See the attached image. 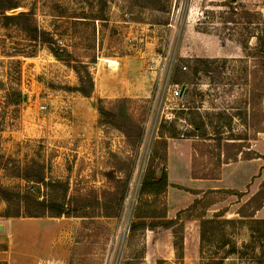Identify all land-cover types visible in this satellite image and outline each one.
<instances>
[{
    "label": "rangeland",
    "instance_id": "1",
    "mask_svg": "<svg viewBox=\"0 0 264 264\" xmlns=\"http://www.w3.org/2000/svg\"><path fill=\"white\" fill-rule=\"evenodd\" d=\"M16 1L15 12L31 11L58 45L86 64L93 90L89 97L68 90L78 84L75 70L46 47L30 45L18 27L3 26L0 14V82L4 83L0 155L14 163L11 167L0 164V186L21 193L32 186L31 192L42 197L59 196L57 188L32 185L16 176L15 166L36 162L47 181L60 174L59 167L70 166L69 160L73 164L75 155L77 168L87 172L97 170L94 164L111 161L126 174L122 173L124 183H117L115 192L100 188L104 210L115 217L138 147L125 136V142L117 140L112 124L98 123L97 104L108 108L118 98H128V111L140 131L147 114L164 118L145 173L155 172L160 164L166 167V140L184 150V156L190 149L193 175L215 178L221 177L222 167L225 170L220 182H212L220 187L210 189L207 182V187L197 189L192 204L190 197L195 194L173 183L169 213L168 181L157 193L141 190L126 244L114 237V218H89L96 214L92 189L73 198L66 193L64 200L86 214L84 219L48 214L7 217L16 204L0 200V223L5 224L0 231V264H216L218 260L264 264V206L252 219H241L237 213L263 181L260 172L248 177L257 163L243 157L252 152L264 157V52L257 49V34L264 39V0H235L233 14L228 0ZM14 50L18 53L8 55ZM27 51H33L32 55H26ZM169 69L172 80L188 84L182 98L170 97ZM8 78H16L26 95L18 105L7 106L3 101ZM173 114L174 118L165 119ZM190 122H203L205 133L193 129ZM99 126L102 131L89 132ZM72 129L89 133L83 136ZM237 148L244 153L233 160ZM173 152L178 155L179 150L172 148ZM237 160L243 164L235 165ZM258 162L264 164V158ZM173 173L184 184H192L178 175L183 174L181 166ZM196 201L200 202L193 208ZM216 211L223 213L215 217ZM200 214L215 220L206 226L202 242ZM225 219L233 223H219ZM140 220L148 226L133 229ZM152 222L156 223L153 228Z\"/></svg>",
    "mask_w": 264,
    "mask_h": 264
},
{
    "label": "trees",
    "instance_id": "2",
    "mask_svg": "<svg viewBox=\"0 0 264 264\" xmlns=\"http://www.w3.org/2000/svg\"><path fill=\"white\" fill-rule=\"evenodd\" d=\"M235 0H228V4L230 5L231 14L234 13V7L232 6V2ZM18 7V3L16 0H0V14L1 21L3 26L13 25L18 27L25 35L26 40L33 47L35 46H44L46 47L55 58L62 60L66 65L71 66L73 70L77 73L78 84L67 88L68 90H72L75 92H79L82 95L89 97L91 96L93 90V83L87 69L86 64L79 63L77 59H75L70 52L64 46H60L57 44L54 36L51 32L36 23V20L31 11H23L19 10L15 12ZM6 11H10V13H6ZM13 11V12H12ZM232 17V15H231ZM257 39L259 41L258 52H264V39L257 34ZM33 51L25 52L26 55H32ZM18 51L14 50L13 54L15 55ZM10 63L16 62V60L10 59ZM15 79V80H14ZM11 79L8 78V87L4 90L3 101L7 106L10 105H18L19 103L26 100V95L22 92L21 88L16 81V78ZM175 80L178 78L175 77ZM178 81V80H177ZM176 81V82H177ZM184 81H180L182 83ZM3 82H0V89H3ZM128 98H118L114 100L110 107H104L100 104H97V110L99 113L98 123L99 124H112L115 128L120 130L127 141L136 143L139 138L140 128L136 120L130 115L128 111ZM193 126V129H200L203 134L205 133V127L203 122H190ZM228 143V142H225ZM228 146L229 144H225ZM242 152L241 148H237L233 154L231 155L233 160L237 159V155ZM226 155V153H225ZM246 156V155H245ZM261 156L256 152H252L246 157L243 158H252ZM263 157V156H262ZM226 161V160H225ZM224 162V161H223ZM10 160L3 159L2 155H0V164H3L5 167H8L12 164ZM10 164V165H9ZM11 167V166H10ZM16 171L14 174L18 177L25 179L27 182L33 183L32 185H45L51 186V189H54L58 195L55 194H47L46 197H42L37 193L31 192V187L28 186L22 193L21 192H13L2 186H0V200H3L7 203H15L16 207L13 213L6 212L5 216H19L21 214L27 216L40 217L48 214L51 217H60L62 215L65 216H81L82 213L78 211V209L74 208V206H70L69 202H65L66 192L68 189V182L61 181L58 179L45 180L43 175L41 166L36 163H30L25 166L19 167L15 166ZM30 170H33V173H30ZM167 185L166 172L163 171L161 177L159 179L156 178L154 170H149L144 178L142 191H149L157 193L163 190ZM189 191H193L192 189H188ZM232 193H240L238 191L230 190ZM42 197V198H41ZM201 201V200H200ZM200 201H196L193 205L195 208L196 204ZM264 206V180L260 183L259 188L255 193H253L248 199L240 205L237 209V213L239 216L247 219H252L255 211ZM221 211H216L213 215L218 217L222 214ZM200 218V239L201 242L206 238V228L207 225L212 224L215 220L211 218H202L203 215H198ZM252 221V220H251ZM255 223H260L258 220H253ZM264 222V221H263ZM163 225H167L170 222H160ZM220 224H229L233 223V220H221ZM156 224V223H155ZM154 222L150 223L151 228L155 225ZM148 226L144 220H140V222H135L133 225V229L135 227H145ZM202 246V244H201ZM216 264H221V260H218Z\"/></svg>",
    "mask_w": 264,
    "mask_h": 264
},
{
    "label": "crops",
    "instance_id": "3",
    "mask_svg": "<svg viewBox=\"0 0 264 264\" xmlns=\"http://www.w3.org/2000/svg\"><path fill=\"white\" fill-rule=\"evenodd\" d=\"M148 88H149V86H148ZM111 91L112 90H110V93H111ZM148 91H149V89H148ZM83 129L86 130V128H84V127H83ZM96 129H98V130L91 129V131H89V132L97 133V131H99V130L102 131L103 126L102 127H100V126L96 127ZM113 130L116 132L114 136H117V140L122 139V142H125L124 134L118 129L113 128ZM78 131L83 136L85 134L87 135L89 133V132L85 133L80 129H78V130L76 129V131L72 129V132H78ZM92 136L96 137L95 134H92ZM164 138L167 139L168 137L164 136ZM166 143H168V144L166 146V154H165V166L166 167H164V168L166 169L167 181L169 183L167 186V190H166L167 201L169 202V211H168V213H169L171 211L170 208L173 207V203L171 202V200H172L171 195H172V193H174L173 192L174 188L172 186L173 183L174 184H180V185L186 187V189H192L193 190V191H190L191 195H192V193L195 194L194 198L192 196L190 197V203L192 204L194 202V200L197 199V195L199 193L197 191V189H202V187L205 188L207 186L210 189H217V187L218 188L220 187V185H216L215 183L220 182L223 179V177H224L223 173H224L225 168L224 167L221 168L222 169L221 170V177L217 176L215 178L214 177L208 178V177L193 175L191 172L192 171V163H191L190 149L186 152V155H185L186 157H185L184 156V150H182L180 148H176V146H174V145L172 146V144H170V142L167 140H166ZM113 147H115V146L113 145ZM172 148L179 150L178 155L175 154V152L172 153ZM89 149L90 148H87V151ZM75 151L78 152V150H75ZM120 153H121V155H123L124 152H120V151L117 152L118 155H120ZM239 154L241 155L242 153L240 152ZM239 154L237 155V157H239ZM93 155L95 158L98 157V154L96 152H94ZM99 157L102 158V155H100ZM260 158H264V157H262V155H261V156L252 157L249 159L243 158V159H246L247 162L253 163V161H256V163H257L255 172L249 173L248 177H251L252 175H254L256 173L258 174L260 172L261 177L264 180V164L262 162H258ZM95 160H97V159H95ZM77 161H78V155L77 156L75 155V159L73 161V164H72V161L69 160L70 166H67V165L65 167L62 166L61 169L59 167V171L61 170V172H60V174H55L53 179H58L61 181H67L69 189H67L66 193H67V196H72V198L74 196L87 195V193L85 194L82 192L86 188L93 190L91 193L95 196V199L97 202L95 205L96 214L90 215L89 216L90 219H100L101 220L102 218H107V217L108 218H110V217L114 218L112 216H114L115 213L113 215L107 214L106 209L104 210L103 204L105 203V197H104V192H101L100 188L103 187V188L110 189L111 191L115 192V190L117 189L116 185H118L117 183H120V182L124 183L123 178H122L123 176H121V175H122V173L125 174V170L121 169L119 166L117 167V166L113 165L111 161H109L107 163H106V161H104V162L100 163L99 165H95V164L92 165L91 164L92 167H94L97 170L94 169L95 170L94 172L93 171L87 172L85 169V171L87 173H89V174H87L82 167L77 168V165H76ZM95 163H97V162H95ZM240 164H243L241 162V160L235 161V165H240ZM176 166L177 167L181 166V170L183 173V174H178V175L182 176L183 178L188 179V181H190L192 183L191 185L184 184L179 177L175 176L173 171H175ZM125 176H126V174H125ZM207 182L209 184L207 186H205V184H207ZM212 182H215V183H212ZM72 183H74L75 188L72 187ZM71 187L73 188L72 191H70ZM229 189H233V188H229ZM71 205H72V202H71ZM172 209H174V208H172ZM60 217H63V216H60ZM60 217H54V218L58 219ZM72 217L73 218H81V219L88 218L86 216V214L85 215L82 214L81 216H72Z\"/></svg>",
    "mask_w": 264,
    "mask_h": 264
},
{
    "label": "built area",
    "instance_id": "4",
    "mask_svg": "<svg viewBox=\"0 0 264 264\" xmlns=\"http://www.w3.org/2000/svg\"><path fill=\"white\" fill-rule=\"evenodd\" d=\"M182 68L183 70L186 69V65H183ZM171 69H169V73H167L168 85H166L168 86L170 97L179 98L181 83L172 80ZM162 70L163 68L161 69V71ZM158 76L160 77V75ZM156 86L158 88V82L156 83ZM43 108H45V105L41 106V109ZM148 110H150V106H148ZM171 117L174 118V114L171 115L170 118L165 119L170 120L172 119ZM163 119H157L155 118V116L147 114L145 120L141 122V131L136 142L138 147L134 155V163L126 179L127 182L121 198L119 211L114 217V219L116 220V224L114 227V237L121 238L122 244L127 243L128 236L131 231V227L134 221L133 212L140 198L143 181L146 175L145 171L147 169V164L149 162V157L152 151L151 146L152 144H154L153 142L158 138L157 136L160 130V126L163 123Z\"/></svg>",
    "mask_w": 264,
    "mask_h": 264
},
{
    "label": "water",
    "instance_id": "5",
    "mask_svg": "<svg viewBox=\"0 0 264 264\" xmlns=\"http://www.w3.org/2000/svg\"><path fill=\"white\" fill-rule=\"evenodd\" d=\"M187 87H188V84L186 82H182L181 83V86H180V98H182L185 93H186V90H187ZM163 168L164 166L162 164H160L156 171H155V176L157 179H159L163 173ZM5 229V224L3 223H0V231H3ZM157 232L159 233L160 232V229L158 228Z\"/></svg>",
    "mask_w": 264,
    "mask_h": 264
},
{
    "label": "bare ground",
    "instance_id": "6",
    "mask_svg": "<svg viewBox=\"0 0 264 264\" xmlns=\"http://www.w3.org/2000/svg\"><path fill=\"white\" fill-rule=\"evenodd\" d=\"M115 63V62H114Z\"/></svg>",
    "mask_w": 264,
    "mask_h": 264
}]
</instances>
